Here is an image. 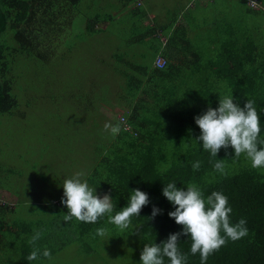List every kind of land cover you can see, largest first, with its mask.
Wrapping results in <instances>:
<instances>
[{
	"label": "trees",
	"instance_id": "1",
	"mask_svg": "<svg viewBox=\"0 0 264 264\" xmlns=\"http://www.w3.org/2000/svg\"><path fill=\"white\" fill-rule=\"evenodd\" d=\"M82 1L0 0V114L13 116L18 107L13 91L19 59L49 61L56 54L58 42L72 28L77 13L84 18L88 35L101 31L100 22L107 25L115 18L113 13L104 11V0L97 6L93 3L98 0L87 3L84 9L93 13L83 14L79 6ZM143 1L110 3L111 12L127 14L128 24L123 33L128 42L137 43L140 48L145 46L151 54L138 48L130 51L139 57L118 58V53L113 56L117 66L122 64L123 68L112 72L123 80L121 86L118 84L112 90L105 107L113 109L117 104L125 112L130 130L121 124L120 133L115 137L110 134L107 143L96 149L94 164L83 181L96 189L101 198L111 195L113 215L127 206L135 189L148 194L149 204L141 209L140 216H132L129 228L121 232L108 223L107 216L95 224L75 218L65 222L63 192L40 207L41 218L36 220H27V211H19L14 203L0 197V242L12 236L10 244L3 245L13 254L10 264H68L58 254L71 244L93 258L112 247L117 250L116 255L129 256L131 264H142L145 244L159 245L170 234L183 232V226L169 216L175 207L163 195L169 182L185 191L187 185L194 184L205 200L212 192H221L232 208L231 224L241 218L247 222L248 234L237 241L226 238L225 245L212 253L206 264H264V169L252 168L243 154L236 158L232 147L221 148L217 157L211 156L203 150V141L196 140L201 130L195 123V117L209 107H219L220 97L233 96L234 103L241 108L248 99L255 102L260 138L264 139V9L245 10L242 6L231 19L225 14H207L206 25L200 32L196 27L198 16L190 10L175 25L174 18H179L176 15L170 29L159 27L157 22L140 27L142 18L147 17L141 6ZM260 2L264 5V0ZM134 3L137 6L133 7ZM170 30L173 32L166 45L170 48L165 53L167 63L163 68L155 67L153 61L157 52L161 53V44L145 39L156 40V34L167 35ZM108 122L120 123L117 119ZM218 160H223L224 173L214 169ZM196 161L201 164L198 171L192 168ZM154 206L160 212L152 219ZM7 213L10 215L6 216ZM17 213H21L20 218L9 223V217ZM100 227L107 229L103 238L95 235ZM34 230L41 232L35 246L28 243ZM191 243L190 235H181L179 251L187 256L186 264H201L199 253L191 254ZM33 247L39 248L41 255L28 261ZM45 248L50 250L51 260L43 257ZM164 264H170L167 257Z\"/></svg>",
	"mask_w": 264,
	"mask_h": 264
},
{
	"label": "rangeland",
	"instance_id": "2",
	"mask_svg": "<svg viewBox=\"0 0 264 264\" xmlns=\"http://www.w3.org/2000/svg\"><path fill=\"white\" fill-rule=\"evenodd\" d=\"M90 1L83 0L79 4L83 14L93 13L84 9ZM100 1L93 5L97 6ZM116 1L100 2H106L105 12L115 15L107 25L99 23L100 32L88 35L84 18L77 13L72 28L58 42L56 54L49 61L22 57L17 63L13 92L18 98V107L13 116L0 114V197L14 203L19 211H27V220L41 218L40 207L62 194L66 179L76 173H83L81 180L85 179L94 164L96 149L109 139L105 123L119 121V116L125 114L117 104L113 109L105 107L112 90L118 84L121 86L123 80L112 72L123 68L122 64L117 66L118 61L113 56L118 53V58L139 57L131 54L130 49L141 45L128 42V36L123 33L128 24L127 14L111 12L110 3ZM189 1L147 0L145 9L155 10L159 25L176 15L183 16L187 10L193 11L198 16L196 27L202 32L209 4L201 6L196 2L193 8ZM218 3L225 11L239 4L228 0ZM142 20L140 27L154 22L148 16ZM140 49L150 56L151 51L145 46ZM20 214L11 215L9 223L20 218ZM10 241L12 236L0 242V264H10L13 258L3 246L6 242L8 246ZM116 254L117 250L109 247L100 257H88L83 249L71 244L58 257L68 264H131L129 256Z\"/></svg>",
	"mask_w": 264,
	"mask_h": 264
},
{
	"label": "clouds",
	"instance_id": "3",
	"mask_svg": "<svg viewBox=\"0 0 264 264\" xmlns=\"http://www.w3.org/2000/svg\"><path fill=\"white\" fill-rule=\"evenodd\" d=\"M154 66V65H153ZM254 101L248 100L244 107L234 103L233 96L219 98V107L211 108L197 117L195 123L201 130L197 141H203V150L217 157L221 148H234L235 157L242 154L251 163L254 169H264V139L260 138V116L254 106ZM121 123L112 125L105 123L104 130L115 137L121 131ZM201 164L196 161L192 164L194 171H198ZM223 160L214 164V169L224 173ZM83 173H76L73 178L66 179L63 184L64 197L62 203L67 208L64 217L65 222L75 218L80 222L97 223L104 216L108 217V223L116 226L121 232L127 230L132 216H140L141 209L149 204L147 193L135 189L126 207L113 215L114 205L110 194L102 198L97 195L96 189L89 186L87 181H82ZM163 195L175 207V211L169 212V216L175 219L178 225L183 226L182 233L170 234L162 244L144 245L141 253L142 264H164V257L170 260V264H186L187 256L181 254L178 242L181 235L189 236L191 254L199 253L201 264H206L208 257L218 251L226 243V238L237 241L248 234L246 220L241 218L235 225L230 222L232 208L228 204V198L221 192H212L205 200L202 191L194 184L187 185V190L177 188V184L169 182L163 188ZM160 212L153 207L151 218ZM221 232L224 235H221ZM96 236L101 238L107 235V229H96ZM41 238V232L34 230V235L28 243L35 246ZM39 248L33 247L28 255V261H35L40 257ZM44 258L52 259L50 250L44 249Z\"/></svg>",
	"mask_w": 264,
	"mask_h": 264
},
{
	"label": "crops",
	"instance_id": "4",
	"mask_svg": "<svg viewBox=\"0 0 264 264\" xmlns=\"http://www.w3.org/2000/svg\"><path fill=\"white\" fill-rule=\"evenodd\" d=\"M221 1H224V0H190L188 3L189 4H192L191 6H193V8H195L198 4L203 6L205 4H209V9L207 12L208 15L210 16H213V17H221V16H224V14L231 19V17L234 16V11L237 10V9H240L242 6L245 8V10H258V9H264V5H262V3L260 2V0H228L230 2H233V3H239V4H235L233 6H230L228 9H226V11L223 9V7H221L219 5L218 2H221ZM251 1H254L257 5V6H253L251 4ZM197 2V5L195 6V3ZM145 3H147V0H144L143 3L141 4V6H143V10L145 11V14H147L148 17H151L152 20H154V24H156L157 20L159 18V16L155 13V10H148V9H145ZM135 3L132 5L134 7ZM137 6V5H135ZM189 6V7H191ZM181 15L179 16V18L175 19L174 17V21L175 22V25L178 24V20L181 19ZM173 18H170L168 20L167 23L163 24V25H159L158 22L157 24L159 25V27H162V28H169L170 25H171V22ZM153 23H151L150 21L147 23L148 25H152ZM175 27H173V30H174ZM170 29V28H169ZM173 30H170L168 33L169 34H164V35H161L160 33L159 34H156V40H154V37L153 38H148V39H145V40H151L150 43L152 44H161V53L160 52H157V54L155 55L156 56H161L163 57L165 60H166V55L165 53L169 52L170 51V48L166 47L167 45V42H168V39H169V36L171 35V33L173 32ZM154 62V61H153ZM166 63H167V60H166Z\"/></svg>",
	"mask_w": 264,
	"mask_h": 264
},
{
	"label": "built area",
	"instance_id": "5",
	"mask_svg": "<svg viewBox=\"0 0 264 264\" xmlns=\"http://www.w3.org/2000/svg\"><path fill=\"white\" fill-rule=\"evenodd\" d=\"M251 4L253 6L257 5L254 1H251ZM165 64H166V60L163 57H161V56H156L155 57L154 62H153V65L155 67L163 68L165 66ZM126 120H127L126 119V115L122 114V115L119 116L120 123H121V121H123V123H122L123 128L125 130H130V127L127 124V121Z\"/></svg>",
	"mask_w": 264,
	"mask_h": 264
}]
</instances>
